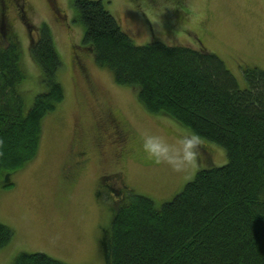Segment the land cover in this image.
Wrapping results in <instances>:
<instances>
[{"label": "trees", "instance_id": "trees-1", "mask_svg": "<svg viewBox=\"0 0 264 264\" xmlns=\"http://www.w3.org/2000/svg\"><path fill=\"white\" fill-rule=\"evenodd\" d=\"M15 5L23 16L17 0H0V190L13 189L12 177L37 159L43 121L65 101L58 79L63 61L44 23L34 30L26 25L43 88L27 105L24 51L7 19ZM72 8L84 28L80 48L98 67L111 71L118 86L134 89L148 114L195 134L200 149L205 142L222 147L228 161L198 170L160 207L138 194L125 196L111 209L106 264H264V71L245 68L241 89L205 49L139 46L102 1L73 0ZM14 239V230L0 224V250ZM13 264L64 263L24 253Z\"/></svg>", "mask_w": 264, "mask_h": 264}, {"label": "rangeland", "instance_id": "rangeland-1", "mask_svg": "<svg viewBox=\"0 0 264 264\" xmlns=\"http://www.w3.org/2000/svg\"><path fill=\"white\" fill-rule=\"evenodd\" d=\"M72 1L17 0L23 16L16 5L8 10L24 51L27 105L43 88L28 54L26 25L34 30L44 23L63 61L58 79L65 101L43 121L37 159L12 177L13 189L0 190V224L15 232L13 242L0 250V264H13L24 253L64 264H106L111 209L116 211L125 196L138 194L160 207L198 170L228 162L226 151L208 142L180 171L148 156L145 135L175 144L192 134L166 117L148 114L134 89L118 86L112 72L80 48L84 28L74 22ZM91 1H102L136 45L160 42L215 54L241 89L246 88L245 68L264 71V0Z\"/></svg>", "mask_w": 264, "mask_h": 264}, {"label": "clouds", "instance_id": "clouds-1", "mask_svg": "<svg viewBox=\"0 0 264 264\" xmlns=\"http://www.w3.org/2000/svg\"><path fill=\"white\" fill-rule=\"evenodd\" d=\"M199 144L198 137L193 134L169 144L163 137L158 135H145L143 138V149L156 163H164L175 171L191 165L197 155Z\"/></svg>", "mask_w": 264, "mask_h": 264}, {"label": "flooded vegetation", "instance_id": "flooded-vegetation-1", "mask_svg": "<svg viewBox=\"0 0 264 264\" xmlns=\"http://www.w3.org/2000/svg\"><path fill=\"white\" fill-rule=\"evenodd\" d=\"M115 128V130H117L116 128H117V126H114ZM117 137L119 138V136H118V134H117ZM85 154L84 153H81V154H79L78 155V157L79 158H82L83 156H84ZM102 189H105V187H102ZM111 189V188H110ZM102 190H100V192H101ZM108 191V190H107ZM110 191V194L112 195V193H113V191L112 190H109Z\"/></svg>", "mask_w": 264, "mask_h": 264}]
</instances>
